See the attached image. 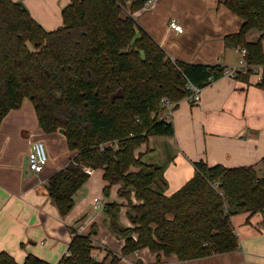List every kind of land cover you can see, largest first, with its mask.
<instances>
[{
    "label": "trees",
    "instance_id": "trees-1",
    "mask_svg": "<svg viewBox=\"0 0 264 264\" xmlns=\"http://www.w3.org/2000/svg\"><path fill=\"white\" fill-rule=\"evenodd\" d=\"M148 1L70 0L61 10L63 25L47 32L25 7L0 0V124L27 98L43 133L64 131L75 155L46 183L60 217L70 213L89 179L85 168L103 172L106 196L118 187L130 226L118 222L123 204L105 202L103 211L111 232L124 239L120 257L144 248L180 262L227 254L239 247L231 218L264 215V157L260 167L195 162L188 181L164 194V166L144 162L138 152L150 137L174 135L171 120L161 115V99L174 103L175 110L190 86L206 87L225 67L171 59L132 16ZM222 4L242 20L224 46L243 48L247 63L263 64L264 0ZM251 30L260 33L254 42L246 41ZM256 86L264 91V77ZM70 232L67 254L57 264H106L107 257L93 254L95 223L86 234ZM117 262L113 256L110 264ZM0 264L49 263L32 254L18 263L2 251Z\"/></svg>",
    "mask_w": 264,
    "mask_h": 264
},
{
    "label": "crops",
    "instance_id": "crops-1",
    "mask_svg": "<svg viewBox=\"0 0 264 264\" xmlns=\"http://www.w3.org/2000/svg\"><path fill=\"white\" fill-rule=\"evenodd\" d=\"M222 1L151 0L147 7L132 16L171 59L227 67L234 65L240 54L236 48H226L224 38L237 33L242 20L226 9ZM21 2L47 32L63 25L61 10L70 4V0ZM171 20L182 26V33L170 28ZM259 36V32L251 30L246 41L254 42ZM263 43L264 40V52ZM200 96L197 104H190L186 99L177 104L171 117L173 136L150 137L147 144L138 149L144 154V162L164 166L166 196L188 181L195 162L226 167L258 164L260 167L264 157V91L256 86L253 78L245 82L221 77L202 88ZM31 106L26 103L22 108L9 111L0 124V252L9 253L18 263L32 254L49 264H57L67 254L72 238L70 229L86 234L95 223L93 254L98 260L107 257L106 264H110L113 256L118 259L116 264H264V215L261 214H238L231 218L239 247L227 254L180 262L175 255L160 254L157 258L144 248L120 257L124 239L111 232L104 211L100 210L103 206L94 208L96 199L103 205L107 201L95 195L96 187L103 190L106 185L101 170L92 171L74 196L70 213L60 217L48 197L46 183L75 153L67 149L65 161L54 156L57 152L54 144L65 136L58 131L43 133ZM37 140L48 145L50 162L35 174L28 169L27 154L30 144ZM117 189L113 186L109 195L123 204L120 223L128 227L124 200L116 196ZM132 201L136 203L134 198Z\"/></svg>",
    "mask_w": 264,
    "mask_h": 264
},
{
    "label": "built area",
    "instance_id": "built-area-1",
    "mask_svg": "<svg viewBox=\"0 0 264 264\" xmlns=\"http://www.w3.org/2000/svg\"><path fill=\"white\" fill-rule=\"evenodd\" d=\"M22 1V0H21ZM128 3L129 0H126ZM151 3V0L148 1L144 7H147ZM127 15V12L124 11ZM169 26L171 29H173L177 33H182L183 28L182 26L177 23L175 20H171L169 23ZM237 52L240 54V57L238 61L234 65H230L225 67L223 71L222 77H230V78H236L238 75H249L250 78H253L255 82L261 81V79L264 77V63L259 64V65H251L247 63L245 56H246V50L243 48H236ZM191 93L189 96H187L185 99L190 103V104H197L200 102V92L201 89L198 87L190 86L189 87ZM161 107L163 108L162 116L167 119L171 120L172 114L174 112V107L175 104L170 102L166 98L161 99ZM111 145V144H109ZM48 161L47 158V152L45 149L44 142L37 140L34 141L30 144V148L27 154V165L29 171L38 174L39 172L42 171L44 166L46 165ZM85 171L88 174H91L93 170L90 168H85ZM103 206V203L98 201L96 199L94 203V208L99 209ZM136 253V251H135Z\"/></svg>",
    "mask_w": 264,
    "mask_h": 264
},
{
    "label": "rangeland",
    "instance_id": "rangeland-1",
    "mask_svg": "<svg viewBox=\"0 0 264 264\" xmlns=\"http://www.w3.org/2000/svg\"><path fill=\"white\" fill-rule=\"evenodd\" d=\"M135 21H136V24H137V26H138V28H140V22H139V20L137 19H135ZM264 44V43H263ZM28 104V105H30L31 106V102L29 101V99H27V98H25L23 101H22V103H21V105L23 104ZM24 107V106H23ZM32 107V106H31ZM20 108H22L21 106H20ZM44 142V141H43ZM44 145H45V149H46V152H47V158H48V162H50V159H49V157H48V145L44 142ZM54 146L57 148V152L55 151L54 152V156L56 157V158H58L59 159V161H65V160H67V157H68V154H67V152H68V150H67V147H66V139H64V140H62V136H61V138H59V142H57L56 141V143L54 144ZM56 150V149H55ZM97 188V190H96V196L99 198V199H106L107 201L106 202H111V201H115V202H117V203H119V201L116 199V198H114V199H112V196L111 195H109V196H106L105 194H104V192H103V190H101V188L99 189V187H96ZM116 190L115 189H112V192H115ZM117 196V195H116ZM101 211H103V208H101L100 209ZM121 221V219H120V214H119V219H118V222H120ZM135 253V252H134Z\"/></svg>",
    "mask_w": 264,
    "mask_h": 264
},
{
    "label": "water",
    "instance_id": "water-1",
    "mask_svg": "<svg viewBox=\"0 0 264 264\" xmlns=\"http://www.w3.org/2000/svg\"><path fill=\"white\" fill-rule=\"evenodd\" d=\"M20 6H23L24 7V5H23V3L20 1V2H17ZM58 132H60V133H64V131L62 130V129H60V130H58Z\"/></svg>",
    "mask_w": 264,
    "mask_h": 264
}]
</instances>
